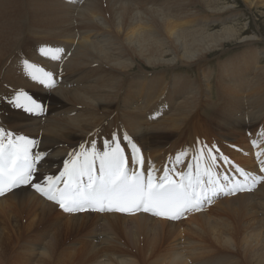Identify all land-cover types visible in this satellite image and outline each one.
<instances>
[{
  "label": "bare ground",
  "instance_id": "bare-ground-1",
  "mask_svg": "<svg viewBox=\"0 0 264 264\" xmlns=\"http://www.w3.org/2000/svg\"><path fill=\"white\" fill-rule=\"evenodd\" d=\"M216 1L201 0L200 2L210 8V3L212 5ZM244 1L248 2L250 8H264V0ZM165 2L163 0H0V59L18 39H21V36H18L20 29L17 24L22 21H25V27L28 26L27 39L33 42L42 39L53 41L63 47L62 49L66 52L75 45L74 51L69 54L64 63L51 64L53 68H56L54 80L57 81L52 84L55 86L58 84V86L48 90L49 94L42 97L44 103L46 100L48 102L45 105L48 106L50 114L44 116L42 112H37V115L42 116L25 115V118L23 116L20 118L21 114L16 113L13 119L6 116L13 125L11 130L18 132V134L15 133L14 139L22 133L33 136L34 143L37 145L33 151L40 152L44 156L38 169V182L45 184L44 177L59 175L63 170L64 162L70 160L73 154L91 150L92 145L88 144L89 142L87 145L79 140L75 143L72 142V138L78 139L79 136L88 135L85 138L86 141L99 143L96 145L97 151L103 149L104 144L108 143L112 136L109 132L111 130L108 131L110 136H104L111 122L105 123L106 129L103 126L104 128H99L103 130H96L92 135L89 132L97 125L100 117L106 121L114 119L113 122H115V119H118L125 123L127 126L125 134L133 135L129 137L132 143L135 140L138 142V139L151 140V145L156 147V149L151 148L155 150L152 152L150 149L148 151V141L142 144L144 147L135 145L140 149L139 156L145 160L143 169L146 171L150 165L157 176L165 174L166 167L167 174L174 179H178L174 171H187L186 163L177 164L175 159L177 154L180 155L181 161L193 160V173H195L197 162L201 173L211 169L213 177L217 178L219 183H225L224 177L230 178V174L234 173L236 167L251 171L256 166L254 155L258 154L260 159H264V151L261 148L263 145H260L264 143V124L259 126V129L256 127L257 135H263L262 141H258L256 135L246 133L247 128L258 126L262 110L256 106L264 103V67L260 65L264 50L249 49L250 43L259 42L261 39L254 34H245L244 30L247 28H236L232 25L223 26L220 32L208 33V29L202 28L205 21L199 20L198 17L199 29H191V25L196 21L192 22V20L197 14L190 11V8L188 9L184 4L167 5ZM230 9L225 6L214 13L220 14ZM242 35L245 36L237 41V47L244 46L248 49L238 55L226 57L222 64H218L217 79L214 84L212 80L216 72L208 71L206 68L199 71L201 80L197 82L179 74L167 79L166 71H160L161 73L154 71L153 82L156 89L152 90V93L144 90L139 78L140 89L136 87L133 90L127 89L133 95L127 98L122 94L124 98L121 99V104L116 99L124 81L121 79L135 71L133 68L137 63L135 58L142 59L145 65L151 67L166 68L177 64L194 63L199 70L200 62L208 57L207 51L219 48L227 40L240 39ZM123 49L128 51L132 56L131 59L123 56L125 60H120L118 56L125 52ZM223 52L224 50L220 53ZM167 55L171 57L164 58ZM45 56L46 62L49 63L46 53ZM98 65L109 68L115 74L110 75L111 73L101 68H90L91 66L99 67ZM138 65L140 69L138 71H147L141 64L138 63ZM61 68L64 70V75ZM247 75L252 76L251 85L246 81ZM28 77L32 78V75ZM184 78L187 81H184ZM163 80H169L167 83H171L169 87L163 83L165 82ZM33 81L34 87L39 91L38 95L43 94L41 84L37 80ZM246 86L250 89L248 90ZM212 90L216 95L215 99ZM3 91L4 88H0V93ZM166 91L168 94L165 93ZM141 102L145 110L151 108L143 116L138 113ZM152 103L167 109L172 108V112L170 111L167 117H160V121L158 116L155 117L156 120L148 119L152 117L151 113L155 110ZM254 103H256L255 107ZM116 107L118 109L112 117ZM120 107L138 111L127 113ZM98 110L102 112L105 110L108 114L98 116L96 113ZM199 112L200 123L196 127L193 120ZM109 114L112 119L107 116ZM213 122L217 131L213 138L222 146L219 148L221 151L214 153L221 157L215 163L208 156L209 148L206 147L207 143H213L210 139L213 134L208 132L209 126L213 127ZM155 123L156 125L153 126ZM2 126L0 128L4 127ZM6 128L9 129L8 125ZM113 129L116 131L114 127ZM176 131L178 135L176 138H180L178 144L184 139L181 146L186 144V149L174 150L166 148L167 146L164 149L159 147L173 137ZM163 138L166 139L162 140ZM201 149H203L202 156ZM156 150H161L163 153H154ZM164 150L167 151L164 152ZM193 151L195 152L191 155ZM184 153H187V156ZM126 155H128L127 149ZM96 167L98 169V164ZM134 167L136 166L130 164L129 169L132 170ZM259 189L264 190V181L256 189L235 193L233 194L235 196L228 195V191L225 190L226 195L219 193L206 206L187 212L174 221L156 219L140 213H95L88 210L66 212L52 200L44 199L41 192H37L28 185H22L17 190L15 188L0 196V214L8 218L7 222L5 220L6 225L0 226V240L9 232L36 229L37 225L43 224L52 215L57 218L66 216V226H75L77 229V226L80 227L77 222L85 223L83 217L93 213L95 216L107 219L106 222L109 224L105 223L103 226L108 231H114L116 234V229L120 225L134 226L143 233V239L139 247L135 234H130V238L123 241L128 247L136 249L135 252L139 253L138 257L128 255L126 252L118 253L120 250L115 249L117 252H113L117 253L116 258H112L107 253L110 258L104 262L99 259L101 254L97 243L92 242L87 252H91L93 259L82 264H137V260L156 261L155 264H186L177 240L181 235L179 231L185 233L188 231V234L192 236V229L198 230L192 232L197 238H201L204 232L212 233L214 242L219 246L218 250L222 252L221 256L231 260L229 264L232 262L238 264L228 257L233 250L240 252L244 258L242 263L264 264V217H258L250 207ZM212 207H218L225 216L221 218L220 224L212 223L215 219H211V216L214 214L206 211ZM53 210H57V213L55 211L56 214H51ZM7 213H10L11 218ZM259 215H262V210ZM56 217L52 218L57 219ZM214 226L217 228L213 231ZM109 233L112 234V232ZM164 236H166L165 239H163ZM111 239L114 241L115 238ZM111 255L113 256V253ZM215 259L216 263L220 262V259ZM0 264H3L1 255ZM144 264H150V262Z\"/></svg>",
  "mask_w": 264,
  "mask_h": 264
},
{
  "label": "rangeland",
  "instance_id": "rangeland-1",
  "mask_svg": "<svg viewBox=\"0 0 264 264\" xmlns=\"http://www.w3.org/2000/svg\"><path fill=\"white\" fill-rule=\"evenodd\" d=\"M163 1H166L165 4L167 3V5H169V4L170 5L171 4H184L185 6H187L188 9L190 8L189 9L190 11L197 14L198 16L196 15V17H194L193 20L190 18L192 20V22H194L196 20L193 23V25H191V29H193V28L199 29V26H200L199 20L205 21V23L202 24V28L208 29V33L215 32V31L220 32L223 30V28H222L223 26L227 27L230 25L235 26L236 28H247L246 30H244L245 34H254L255 36H257V38L261 39V41H259V42L250 43L251 45L249 46V49L252 48L251 51L253 49H255V51L259 50V49L264 50V8H259V7L250 8L248 2H246L244 0H217L212 5L210 3V8L206 7L205 4L200 2L201 0L200 1L193 0V2H192V0H163ZM155 5H159V4H155ZM225 6L228 8H231V9L228 11L222 12L220 14L214 13L217 11V9L223 8ZM197 17L199 18V20L197 19ZM197 21H198V23H196ZM24 23H25V21H22L21 23L17 24L19 29H20V33H18V36H21V39L20 40L18 39L17 42L14 44V46L9 51L5 52V54L0 59V88H4V91L2 93H0V117L2 116L0 118V123H1L0 126L3 125L4 127L3 126L2 127L6 128V126L8 125V128H9V129L6 128L7 132L5 131V137H4L5 139L7 138L6 136H7L8 132H11L13 134V138L15 136V133L18 134L17 131H14L13 129L11 130V127L13 125L7 120V118L10 117L11 119H13V115H15L16 113H18L17 115H19V113L21 114V115H19L20 118H22V116L25 118V115L29 113L25 110H26V107L31 106V102L26 101L25 97H31L33 100H35L37 103H39L41 105L42 101H43L42 97H44L46 94L47 95L49 94V91L48 92L44 91L45 93L43 92V94L38 95L39 91H37V89L34 87L35 85L33 84V82H34L33 79L29 78V80H26L24 78L25 75L30 76L31 74L30 73L27 74L26 69H24V68L19 69L17 66V64H20L21 62L29 61L28 57L20 54L19 47H22L26 50V52H29L31 49V45H33V43H34L30 39H27V29H28L27 27L28 26L25 27ZM243 36H245V35H242L240 39L231 40V41L227 40V41L223 42L224 44L222 43L223 45H221L219 48L207 51L206 55L208 57L204 58V60H202L200 62V64H199L200 69L199 70L197 68V65H195L194 63H190L189 65L177 64L174 66H168L166 68H163L164 66L163 67L162 66L151 67V66L145 65L142 59L135 58L137 63L134 64L133 68L137 72L132 71V72L128 73L129 75L124 77L125 79L124 78L121 79V80H124V81H122V86L119 90V91H122V93H119V95H117L116 99L121 104V99L123 100L124 96H127V98H129L133 95V94H130V90L127 91V89H131V90L136 89V88H134V87H136V83L134 82L133 77H135L136 79L139 78L137 76V74H139L138 72H141V71H138V70H140L138 67L139 66L138 63L141 64V66H143V68L145 70L152 71L153 75H155L154 71L160 72V71H164L167 69H172L176 73L183 72V74H179V75L186 76L187 79H189L191 81L193 80L194 82H197V80H201V76L198 75L199 71L206 68L208 71L211 70V71L216 72L214 74V76H213L214 78L212 80V82L214 84L215 80L217 79L216 76H217V69H218L219 65L222 64V62L225 59L232 57L235 54L238 55L242 51L248 49V48H244V46L237 47V43H238L237 41L241 40ZM123 50L125 52H123L122 55L118 56L120 58V60H122V61L125 60V59H123V56H125L127 59H128V57L131 59L132 56H130L128 51L125 49H123ZM223 50H224V52L220 53ZM213 53H216V54L211 55ZM260 55H262V53H260ZM170 57L171 56L167 55L164 58L167 59ZM208 58H210V59H208ZM125 62H129V61H125ZM260 65H263V67H264V53L260 58ZM91 68L96 69V67H91ZM143 72H145V71H143ZM174 72L171 75H169L167 72H165L166 78L171 79L174 76H178V74H176ZM132 73H133V75H132ZM90 75L91 74H89V76ZM251 77L252 76H250V75H247V77H246V81L250 85L252 83ZM186 78H184L183 80L187 81ZM4 83H6L7 85ZM3 84H4V86H3ZM8 85H12V86L20 85V86L9 88L11 86H8ZM261 86H262V84H261ZM38 87H40V86H38ZM18 93L23 94L20 102L24 108L23 107H19V108L16 107V98L15 97L20 95ZM165 93L168 94L167 91ZM122 94L124 96H122ZM14 95H15V97H14ZM215 96L216 95L213 91V98L214 99H215ZM221 100H222V98H221ZM158 101H159V99H158ZM263 104L264 103L256 106V103H254V107L255 106L257 108L260 107L262 110L260 113V117H259L260 120L258 121L259 122L258 126L255 125V126H252V127H249L246 129V133L248 134V132H249L248 135H251V134L256 135L258 141H262V137H263V135H260V136L257 135V128L259 129L260 124H261V126L264 124V117H263L264 106H261ZM66 106H68V105H66ZM66 106L64 108H66ZM42 107H44V106H42ZM19 109H20V111H19ZM23 109L25 112L23 111ZM116 109H118V107H116L115 110H113L112 117L115 115ZM146 111H149V110H146ZM170 111L172 112V108L165 110L166 113L163 112L162 116L161 115L159 116L158 121H160L161 118H163V117H167L168 114L170 113ZM117 112H118V110H117ZM131 112H133V111H131ZM22 113H25V114L22 115ZM96 113L98 116H104L105 114H108V112L105 110H104V112L98 110V112H96ZM49 114H50V112L47 111V115H49ZM6 116H8V117H6ZM200 117H201L200 112H199V115L194 116L195 120H193V122L195 121V123H194L195 126L199 125ZM109 118L112 119L110 116H109ZM1 119H3V120L1 121ZM101 119H103V117H100V120H99V122H97V125L92 130L89 131L91 133L90 135L95 133L96 130H98V131L103 130V129H99V128L105 127V129H106V127H107V125L105 124L106 122H111V123L109 124L108 130L106 131L104 136H106V137L110 136L109 132H111L112 135H113V133H116L122 137L124 135H126L125 133H126L127 126L125 125V123H122L118 119H115L116 123L113 122L114 119H112L113 121H108V120L106 121L105 119H103V120H101ZM196 119H199V120H196ZM158 121H156V123H158ZM196 122H197V124H196ZM4 123L7 125H5ZM156 123L153 126H155ZM212 124H213V127L209 126L208 132L213 134V136H210V139L212 142H215L216 140L214 139L215 138L214 135H215V133H217V131L215 130L216 127H215L214 122ZM112 125H114V126H112ZM117 125H118V127H117ZM113 127L116 129V131L113 129ZM251 128H253L255 131H253ZM117 129H119L120 131ZM109 130H111V131H109ZM118 131H119V133H121L123 131L121 133L122 135L117 133ZM175 133L176 134H174L173 137H171L168 141L162 143L163 147L162 146H159V147L164 149V147L167 146L166 148L174 149V150L179 148L183 144L184 139L182 140V142L180 144H178V142L180 141L179 140L180 138L177 139L176 138V136L178 137L177 131ZM209 133H208V135H209ZM84 136H81V137L79 136L77 138L79 141H81V143L84 141L86 143V145L88 142H89L88 144L91 145V142H92L91 140H89V141L85 140V138H87L88 135H84ZM186 137H187V134H186ZM149 138H151V137H149ZM149 138H147V139H149ZM198 138H201V137H198ZM165 139L166 138H163L162 140H165ZM138 140H139L138 142L140 143L141 146H143L142 144H144L145 142L148 141V143H149L148 151H150L151 148L154 147L151 145L150 139L147 141L146 140L143 141V139L142 140L138 139ZM97 144H99V143H96V145ZM144 149H146V147ZM152 149H156V147H154ZM158 149L159 148H157V150ZM184 149H186V144H185ZM157 150L154 153H163L161 150H160L161 152L157 151ZM152 151H155V150H151V152ZM165 151H167V150H164V152ZM144 152H147V151L144 150ZM194 152L195 151L191 152V155ZM258 191H259V193H258ZM258 191L255 193V195L253 197V200H255V201H251L252 205L250 207L254 211V213L257 214L258 217H264V213H263L264 212V203H263L264 202V190L259 189ZM258 197H260V198H258ZM219 201H221V199H219ZM260 201L262 202V204ZM256 204H258V206ZM261 210H262V215H259V214H261ZM55 211L57 213V210H53L51 212V214L55 213ZM206 211L208 213H212V215L214 214L213 216H211V219H213V220L215 219L214 221H212V223L216 222V223L220 224L221 218L225 217L224 214L221 213L222 210H220L218 207L208 208ZM95 213H98V212H95ZM7 214L11 218L10 213H7ZM91 214L92 215H88V216L85 215L83 217L85 223H80V221L77 222V224H80V227L77 226V229L75 226H72V227L66 226V224H65L66 219H67L66 216H61V217L57 218L56 216L52 215V217H56L57 219L49 217L46 220V222H44L43 224L37 225L38 227L36 229L26 230V231H17L16 230L14 233L9 232L8 235L6 234V236L2 237V239L0 240V255L2 256L3 264H82L84 262L89 261L90 259H93V258H91V255H92L91 252H87L88 251L87 248H89V245H91L92 242L97 243L96 245H98V247L100 249L99 253L101 254L99 259H100V261H103V262L105 260L108 261V259L110 258L107 253H109L112 258H114V257L116 258L117 253H115V252H117V251H115V249L120 250L118 253L126 252L128 255H134L136 257L139 256V253L135 252L136 249L134 247H128L125 243H123L124 240L130 238L129 237L130 234H135L136 239H137V243H138V247H139L140 241L143 239V233H141L139 229L135 228L134 226L133 227H125L124 225H120L117 227V229H116L117 231L115 234L114 231H108L107 228L103 226L105 223H107L106 222L107 219H103L102 216H95L93 213H91ZM7 219L8 218L6 216L0 214V222H1L0 226L6 225ZM5 220H6V222H5ZM73 221H71V222H73ZM107 224H109V223H107ZM216 228H217V226L212 227L213 231ZM193 231H198V230L192 229L191 230L192 236H190L188 234V231L186 233L184 231H179V234H181L182 236L180 235V238H178V240H177V241H179L180 252L182 253V255H184L183 258H184L186 264H220L221 262H222L221 264H225L224 263L225 261H226V263L228 262L227 264L230 263L231 260H227L226 256H223V255L221 256L222 252L218 250L219 246L214 242V238H213L212 233H209V231L204 232L202 234L203 236L201 238H197V237L193 236V234H192ZM109 232H112V234ZM109 235H110V237H109ZM112 235H113V237H112ZM165 237L166 236H164L163 239H165ZM206 237H209V238H206ZM106 238H108L107 241H106ZM111 238H115L114 241ZM116 238H118V239H116ZM119 239H120V241H122V243H120ZM104 243H105V246H104ZM113 251H115V252H113ZM234 251L235 250H233L231 252V254H228V257H230L232 260L236 261L238 264H245V262L242 263V260L244 261V258L241 256L240 252L239 251L234 252ZM111 253H113V256L111 255ZM157 254H159V252H157ZM214 258H216L215 260L220 259V262L216 263L214 261ZM124 260H126V259H124ZM145 262H148V263L150 262V264H155L154 262H156V261L141 262L140 260H137V264H144ZM232 264H233V262H232Z\"/></svg>",
  "mask_w": 264,
  "mask_h": 264
},
{
  "label": "snow or ice",
  "instance_id": "snow-or-ice-1",
  "mask_svg": "<svg viewBox=\"0 0 264 264\" xmlns=\"http://www.w3.org/2000/svg\"><path fill=\"white\" fill-rule=\"evenodd\" d=\"M24 64L32 67L28 61H24ZM45 75L54 77L51 72ZM32 79L37 80L38 77L33 75ZM25 100L31 102V106L26 108L29 113L43 111L42 106L31 97H25ZM20 101L21 96L18 95V108L23 107ZM4 137L5 130L0 128V196L20 185H28L55 201L66 212L83 211L85 206L92 208L98 205L93 210L121 213L143 211L176 219L188 211L199 210L202 203L210 202L225 191L219 180L213 177L211 169L201 173L197 162L193 173V160L181 161L179 154L175 157L176 162L186 163L187 171H174L178 180L167 174V167L165 174L160 176L155 175L150 165L145 171V160L139 156L140 149L127 135L120 137L116 133L101 151L96 150V142L92 141L90 151L73 154L70 160L64 162L59 175L44 177L45 186L38 182V169L44 156L33 151L37 147L34 138L17 136L14 139L13 134L8 132L5 143ZM214 153L213 148L207 151L213 163L221 159ZM184 155L187 156V153ZM130 164L136 166L131 171ZM260 171L264 172V168ZM82 178L87 179L86 188ZM224 179L230 178L225 176ZM53 184L57 186L53 188ZM240 190L243 189L233 186L228 188V193Z\"/></svg>",
  "mask_w": 264,
  "mask_h": 264
}]
</instances>
